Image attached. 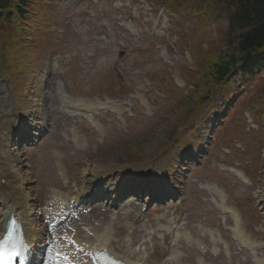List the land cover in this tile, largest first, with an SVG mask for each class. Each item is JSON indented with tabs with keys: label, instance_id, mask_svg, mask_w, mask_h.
Returning <instances> with one entry per match:
<instances>
[{
	"label": "rangeland",
	"instance_id": "1",
	"mask_svg": "<svg viewBox=\"0 0 264 264\" xmlns=\"http://www.w3.org/2000/svg\"><path fill=\"white\" fill-rule=\"evenodd\" d=\"M164 1L35 0L20 52L0 44V129L4 140L17 121L28 130L15 135L14 126L9 145L27 179L23 191L33 225L43 230L41 246L50 241L34 264L63 247L64 232L92 242L85 227L106 228L113 251L141 264H264V119L251 122L245 109L256 100L257 80L243 88L237 75L220 86L227 101L214 97L199 113L185 86L199 62L186 46L198 39L207 49L225 30V17L173 15ZM64 101L91 112H67ZM193 119L198 124L186 127ZM93 163L100 175L109 171L101 186L154 185L178 193L180 202L142 212L149 197L141 196L115 209L84 205L53 221L54 195L72 199L87 190L95 175L85 171ZM219 194L254 252L240 247ZM175 226L192 240L166 237L163 231L174 233Z\"/></svg>",
	"mask_w": 264,
	"mask_h": 264
},
{
	"label": "trees",
	"instance_id": "2",
	"mask_svg": "<svg viewBox=\"0 0 264 264\" xmlns=\"http://www.w3.org/2000/svg\"><path fill=\"white\" fill-rule=\"evenodd\" d=\"M34 1L0 0V44L4 48L8 46L20 52L22 38L29 35L26 24L32 18ZM163 3L176 14L195 12L207 19L221 12L226 15V32L219 31L214 43L209 42L207 49L199 43L193 44L199 66L197 72L186 73V83L204 92L202 98L193 93L198 112L203 104L220 94V86L228 77L240 73L246 79L242 82L245 84L264 72V0H165ZM256 96L259 98L246 109L258 121L264 107V80ZM194 122L195 119L190 124Z\"/></svg>",
	"mask_w": 264,
	"mask_h": 264
},
{
	"label": "bare ground",
	"instance_id": "3",
	"mask_svg": "<svg viewBox=\"0 0 264 264\" xmlns=\"http://www.w3.org/2000/svg\"><path fill=\"white\" fill-rule=\"evenodd\" d=\"M3 89L0 87V101H2V94ZM66 103V101H64ZM77 105V104H75ZM64 108L67 110V112L74 111L72 107L67 106L66 104L63 105ZM67 106V107H66ZM79 107V105H77ZM35 113L33 111L31 114ZM0 115L5 116V113L2 112V109L0 108ZM15 126V130L17 133L15 135H21L24 132H28V130L25 128L22 121H17L9 128V134H12L11 131L13 130V127ZM18 130V131H17ZM4 140L3 135V129H0V233L2 231L3 225L8 219L10 215H13L15 218H18L22 222V239L21 243L19 245L18 252L20 255L15 258L13 261V264H28L29 254L26 251V248L24 246V243L26 240L30 244V246L33 248L34 251L37 250L38 254H41L42 248H45V246H41L43 242H40V239L43 234V230L37 229L36 226L33 225V215L29 212L30 207L27 206V195L24 193V186L27 183V179L23 178L19 172V162H18V156L14 154V150L12 151L9 145L10 137H8ZM14 146V145H13ZM20 144L18 145V147ZM98 163H93L90 166H88V169L85 172H90L95 175V180L92 183V185L99 184L100 179L104 177V174L109 172L106 171V169H102L100 171L101 175L99 174L100 166L97 165ZM89 165V164H88ZM97 170V171H96ZM146 170V169H145ZM99 175V176H98ZM144 180H141L143 182ZM117 187V186H116ZM154 187V185H152ZM155 188V187H154ZM116 191V190H114ZM82 193H80L75 198V204L72 208H69V203H65L64 198L54 199L57 206L55 207L56 210V219H59L60 217L64 216V212L66 209L74 210V208L78 207L81 202L80 198H82ZM69 202V200H68ZM29 209H28V208ZM233 214V213H232ZM233 220L236 226L235 233L238 237V239L241 241L242 244H245V241L242 238V232H239V221L237 217L233 214ZM5 217V218H4ZM239 228V230H238ZM88 233L92 234V242L89 241H83L80 239H77L75 235H63V238L65 239V246L63 249H56V253H58L60 256H68L69 264H88L87 262H84V260L81 257V253L91 250V248H95V253L99 251H103L111 256L114 260L116 258H120L117 256L111 246L110 239H109V233L107 229H102L100 231L94 230V229H88ZM241 231V230H240ZM176 236H179V233H176ZM181 236H179L180 238ZM72 239L75 242V247L68 244V240ZM73 248V251L70 250V247ZM252 246H255V244H250ZM79 251V252H78ZM78 253V254H77ZM61 264L58 259L51 262L49 260H43L39 264ZM122 264V262H119ZM93 264V263H90ZM129 264V263H128Z\"/></svg>",
	"mask_w": 264,
	"mask_h": 264
},
{
	"label": "snow or ice",
	"instance_id": "4",
	"mask_svg": "<svg viewBox=\"0 0 264 264\" xmlns=\"http://www.w3.org/2000/svg\"><path fill=\"white\" fill-rule=\"evenodd\" d=\"M19 255L15 247H9L7 239H0V264H11L13 258Z\"/></svg>",
	"mask_w": 264,
	"mask_h": 264
}]
</instances>
